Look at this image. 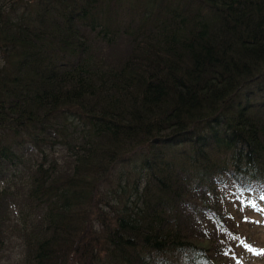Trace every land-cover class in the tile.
<instances>
[{
	"label": "trees",
	"instance_id": "1",
	"mask_svg": "<svg viewBox=\"0 0 264 264\" xmlns=\"http://www.w3.org/2000/svg\"><path fill=\"white\" fill-rule=\"evenodd\" d=\"M0 181V259L221 264L264 202V0H0Z\"/></svg>",
	"mask_w": 264,
	"mask_h": 264
},
{
	"label": "rangeland",
	"instance_id": "2",
	"mask_svg": "<svg viewBox=\"0 0 264 264\" xmlns=\"http://www.w3.org/2000/svg\"><path fill=\"white\" fill-rule=\"evenodd\" d=\"M3 185L4 181H0V187ZM237 217L234 226L246 236L236 239L239 246L234 252H230V257H223L221 264H264V202H259L254 208L250 205V208L240 211L239 214L237 212ZM2 255L0 264H15L17 260L19 261L21 255L19 240L14 239Z\"/></svg>",
	"mask_w": 264,
	"mask_h": 264
}]
</instances>
